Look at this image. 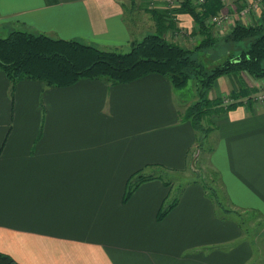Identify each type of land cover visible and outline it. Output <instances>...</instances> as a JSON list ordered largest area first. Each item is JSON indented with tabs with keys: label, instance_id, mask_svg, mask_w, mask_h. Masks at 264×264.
<instances>
[{
	"label": "crops",
	"instance_id": "0c3cea01",
	"mask_svg": "<svg viewBox=\"0 0 264 264\" xmlns=\"http://www.w3.org/2000/svg\"><path fill=\"white\" fill-rule=\"evenodd\" d=\"M220 1L215 14L227 20L211 30L232 42L227 59L243 50L226 38L229 30L258 24L264 0ZM153 10L163 15L165 39L201 60L198 24L182 4L164 0H0V32L128 51L157 31ZM192 82L184 92L150 73L60 87L13 83L0 69V251L19 264H264V224L246 237L237 217L250 210L258 212L254 220L264 217V99H256L264 77L220 75L208 97L222 104L202 118L205 135L184 116L197 100ZM242 87L248 94L230 97ZM198 159L216 183L193 178L161 217L171 188L161 177L126 197L134 174L176 173Z\"/></svg>",
	"mask_w": 264,
	"mask_h": 264
},
{
	"label": "trees",
	"instance_id": "16d2710c",
	"mask_svg": "<svg viewBox=\"0 0 264 264\" xmlns=\"http://www.w3.org/2000/svg\"><path fill=\"white\" fill-rule=\"evenodd\" d=\"M182 7L199 26L198 33L202 38L196 48L214 44L217 38L212 33V25L207 23V17L214 15L222 7L221 1H205L202 9H198L192 0H186ZM152 15L155 17L157 31L146 34L140 40L132 41L128 51L106 50L75 39L13 30L7 36L0 37V69L13 83L19 79H37L47 85L60 87L72 85L82 78H103L113 83H128L150 73L166 76L175 88H181L193 79L197 100L187 106L184 116L190 120L194 128L205 135L208 128L202 124V118L222 104L221 98L208 97L210 88L220 75L245 72L254 77H264V9L258 24L235 23L226 36L232 41L249 38L248 47L235 57L227 58L209 69H206L200 60L192 57L194 49L166 40L163 35L165 29L163 15L157 12H152ZM170 23L169 21L166 27ZM247 91V88L242 87L232 92L230 97L248 94ZM226 106L234 107L235 103L231 102ZM155 176L164 179L167 185L171 182L162 174L138 172L128 182L126 197L141 181ZM185 185L184 182L183 185L179 184L173 196L166 199L158 212V217L167 213L177 203ZM210 195L216 198L223 212L231 211L221 206L215 192L211 191ZM249 215H258V212L250 210L241 214L237 211L238 220L244 228L246 237H249V232L243 221ZM257 223L261 227L264 224V217L260 224L259 221ZM0 264L19 263L9 254L0 251Z\"/></svg>",
	"mask_w": 264,
	"mask_h": 264
},
{
	"label": "rangeland",
	"instance_id": "374dc122",
	"mask_svg": "<svg viewBox=\"0 0 264 264\" xmlns=\"http://www.w3.org/2000/svg\"><path fill=\"white\" fill-rule=\"evenodd\" d=\"M186 0H182L180 2V4H182L183 2H185ZM204 6V5H203ZM153 12H155V10H153ZM7 34H2V31L0 32V37H4ZM249 38L244 39L243 41L238 42L239 45H241L242 49H246L249 45ZM231 44V41H226L223 37H219L216 42L208 47L205 48H198V53L201 54L200 58H201V62L203 63V65L205 66H209L211 64L214 63H218V62H222L224 61L226 58H224L225 56L223 55L224 53H226L227 49H226V45L227 44ZM241 52V50H238L235 55H238ZM198 54V55H199ZM212 56V57H211ZM193 79H190L188 81V83L183 86V90L184 92H188L192 85ZM202 124L208 128L209 130V125H207V123H205L204 121H202ZM209 131H207L206 134H208ZM209 144H211V142L208 141ZM203 159V158H201ZM199 159L196 161H194L193 163H189L188 167H185L184 169L176 172V173H171V172H167L162 174V176H164L165 178L169 179L171 182V188H170V192H169V196L168 197H172L173 193L177 190V186L179 184L183 185V182L185 184H189L193 178L198 177V178H202L204 179L205 183H209L210 181H213L214 184L216 183L215 181H217V176L216 173L210 169V167H208V162H204ZM156 173V172H153ZM167 197V199H168ZM258 215H249L248 217L245 218V221H243V224L247 226V230L249 232V237H253L255 238L256 235L258 234L257 231H259V225H258V221L254 220L257 218ZM262 220V218H261ZM260 224V221H259ZM257 233V234H256ZM256 234V235H255ZM259 238V236H258Z\"/></svg>",
	"mask_w": 264,
	"mask_h": 264
},
{
	"label": "built area",
	"instance_id": "2783aa9c",
	"mask_svg": "<svg viewBox=\"0 0 264 264\" xmlns=\"http://www.w3.org/2000/svg\"><path fill=\"white\" fill-rule=\"evenodd\" d=\"M168 6L176 5L177 3H180L182 0H164ZM206 0H192V3L196 6L198 9H202L203 4ZM227 20L226 14H214L209 17H207V23L209 25H219L222 22ZM256 99L262 100L264 99V91H262L260 94L257 95Z\"/></svg>",
	"mask_w": 264,
	"mask_h": 264
}]
</instances>
